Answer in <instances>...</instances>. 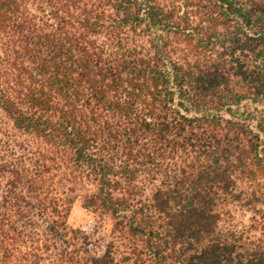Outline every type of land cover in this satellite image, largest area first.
I'll use <instances>...</instances> for the list:
<instances>
[{
    "label": "trees",
    "instance_id": "1",
    "mask_svg": "<svg viewBox=\"0 0 264 264\" xmlns=\"http://www.w3.org/2000/svg\"><path fill=\"white\" fill-rule=\"evenodd\" d=\"M76 197L110 241L77 238ZM113 240L129 264H264V0H0L3 256L118 264Z\"/></svg>",
    "mask_w": 264,
    "mask_h": 264
},
{
    "label": "rangeland",
    "instance_id": "2",
    "mask_svg": "<svg viewBox=\"0 0 264 264\" xmlns=\"http://www.w3.org/2000/svg\"><path fill=\"white\" fill-rule=\"evenodd\" d=\"M186 163L192 161L191 156H184ZM163 167L159 172L142 170L138 175L137 185L142 189V193L144 197H149L154 189L160 186L162 183L171 182L172 176L178 174V171L183 167V163L179 158L174 159H165L164 163H162ZM153 179H151V177ZM90 188V187H89ZM81 194V193H80ZM224 220L225 222L222 224L223 228H235L241 229L245 227L249 223V214L243 212L239 207L235 204L227 205L224 210ZM68 226L80 233H77V238H82L84 236L89 235L94 241L104 240L105 242L111 240L113 225L111 219L107 217L101 216L99 213L94 212L91 209H88L84 206L83 199L81 197H76L71 204L69 215L67 218ZM116 247V256L119 261L118 264H129L130 260V249L129 245H124L126 242H122L118 240H113ZM18 252L15 251L14 256L11 257L10 262L5 260L3 256V251L0 248V264H18L21 260L20 257L26 260L25 263L30 264L31 258L28 256V253L33 250L37 245H18L16 246ZM58 252L61 253L63 248L61 245L57 246ZM81 248L82 250L88 252L90 255H93L94 252L99 253L98 245H74L68 251L73 252L77 251V249ZM55 250H52L50 255H46V261L41 264H52L57 259H60V255ZM76 253V252H74ZM144 253V252H142ZM150 255H146L143 257V260L137 264H154L153 260L149 257ZM63 264V263H62Z\"/></svg>",
    "mask_w": 264,
    "mask_h": 264
}]
</instances>
